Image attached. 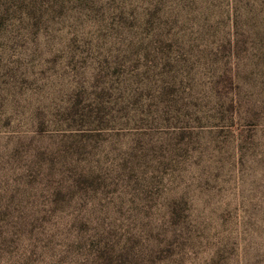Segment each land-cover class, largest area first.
<instances>
[{
  "label": "rangeland",
  "instance_id": "rangeland-1",
  "mask_svg": "<svg viewBox=\"0 0 264 264\" xmlns=\"http://www.w3.org/2000/svg\"><path fill=\"white\" fill-rule=\"evenodd\" d=\"M0 264H264V0H0Z\"/></svg>",
  "mask_w": 264,
  "mask_h": 264
}]
</instances>
